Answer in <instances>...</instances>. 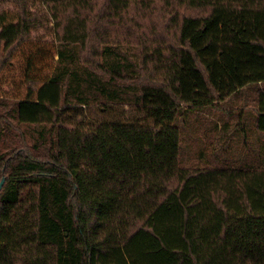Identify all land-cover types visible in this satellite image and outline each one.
<instances>
[{
  "label": "trees",
  "instance_id": "obj_1",
  "mask_svg": "<svg viewBox=\"0 0 264 264\" xmlns=\"http://www.w3.org/2000/svg\"><path fill=\"white\" fill-rule=\"evenodd\" d=\"M51 24L53 71L32 52L0 92V264H264V0H0V76ZM110 105L132 113L77 118ZM208 110L226 158L185 167Z\"/></svg>",
  "mask_w": 264,
  "mask_h": 264
},
{
  "label": "rangeland",
  "instance_id": "obj_2",
  "mask_svg": "<svg viewBox=\"0 0 264 264\" xmlns=\"http://www.w3.org/2000/svg\"><path fill=\"white\" fill-rule=\"evenodd\" d=\"M52 26L53 24L33 33L30 44L24 46L21 50L18 51L15 56L13 65L10 68H7L0 76V92L7 93V95L9 96H12V94H19L23 97L25 96L27 88L23 83V69H26L27 66L25 64V60L31 55L32 52L36 53L37 51H41L42 53L38 56V58L35 59L34 66H32L31 69L32 73H30L32 76L44 78L53 71L54 66L52 65L54 60L57 59V43L55 39V32ZM253 95L254 94L251 93L250 90H248L245 95H243V98L241 97V99L246 104V102H250ZM231 99V103H227L230 105L229 107L231 109H235L236 106H240L237 103L238 101L232 103L234 99ZM108 108L109 110H111L107 111L103 106H95L92 107V109L84 108L80 113H78L77 118L79 120H118L125 117L127 118L132 113L128 108L123 106L114 107L110 105L108 106ZM226 110H228V108H226ZM218 116H222L223 119H218ZM184 118L186 119V121H184ZM226 119H228L227 115H222L216 111L210 110L200 113L196 112L189 115H184L182 117V119L180 120L182 129V165L188 168H194L203 166L205 163L210 162L212 166H215L218 163L221 164L222 160H225L224 157L226 158L227 154L218 155L219 152H215L219 150L217 149V147L220 143L216 139L217 134L215 136L214 134L211 135L208 130L214 127L215 122H218L219 127H221V125L223 124V120ZM231 119V123H234V118ZM231 131H233V129ZM230 138L231 143L225 146L232 149L230 152L240 155H243L247 152V149H244V144L242 142L241 136L233 135ZM248 140V145L254 146L256 151L259 153L261 143L264 142V135H260V133H258V135L250 134L248 136ZM254 155H257V153H254ZM252 159L253 157L249 158V160Z\"/></svg>",
  "mask_w": 264,
  "mask_h": 264
},
{
  "label": "water",
  "instance_id": "obj_3",
  "mask_svg": "<svg viewBox=\"0 0 264 264\" xmlns=\"http://www.w3.org/2000/svg\"><path fill=\"white\" fill-rule=\"evenodd\" d=\"M4 183H5V177H3L2 180H1V182H0V191H1Z\"/></svg>",
  "mask_w": 264,
  "mask_h": 264
}]
</instances>
